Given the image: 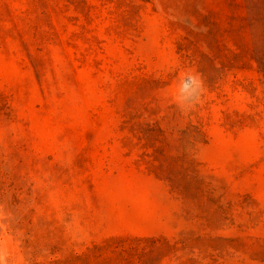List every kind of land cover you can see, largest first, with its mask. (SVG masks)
<instances>
[{
  "label": "rangeland",
  "instance_id": "374dc122",
  "mask_svg": "<svg viewBox=\"0 0 264 264\" xmlns=\"http://www.w3.org/2000/svg\"><path fill=\"white\" fill-rule=\"evenodd\" d=\"M0 264H264V0H0Z\"/></svg>",
  "mask_w": 264,
  "mask_h": 264
},
{
  "label": "clouds",
  "instance_id": "9594fccd",
  "mask_svg": "<svg viewBox=\"0 0 264 264\" xmlns=\"http://www.w3.org/2000/svg\"><path fill=\"white\" fill-rule=\"evenodd\" d=\"M204 91L202 74L189 69L181 74L179 83L172 94V99L182 112H186L199 104Z\"/></svg>",
  "mask_w": 264,
  "mask_h": 264
}]
</instances>
